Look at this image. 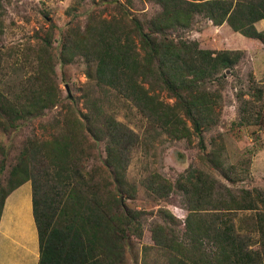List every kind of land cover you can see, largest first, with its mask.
<instances>
[{"label":"trees","instance_id":"obj_1","mask_svg":"<svg viewBox=\"0 0 264 264\" xmlns=\"http://www.w3.org/2000/svg\"><path fill=\"white\" fill-rule=\"evenodd\" d=\"M5 1L9 0H0V46ZM91 1L103 10L90 12L84 25L69 24L61 42V62L82 57L89 66L88 78L132 102L150 125L182 139L191 137V121L203 142V129L219 120L220 87L226 86L245 51L202 48L185 31L203 16L264 43V30L256 26L264 20V0ZM145 1L159 6L148 19L133 11ZM109 8L119 14L108 16L104 12ZM54 27L51 23L35 53L30 78L35 87L0 92V115L8 117L7 126L42 115L61 100L52 53ZM256 90L253 99L262 98L264 91ZM162 93L174 102H167ZM239 98L242 118L250 122L247 112L254 102ZM64 115L58 133L27 139L7 186L0 188L1 219L8 195L32 182L39 264H124L126 244L133 236L150 237L154 245L171 252L175 264H264V190H233L196 169L176 182L155 172L144 180L146 188L160 198L181 193L187 214L180 220L159 208L160 220L146 227L145 219L154 211L133 209L126 202L137 193L127 179L137 133L93 99L88 111L67 106ZM220 162L216 169L230 179ZM241 212H253L258 245L239 226Z\"/></svg>","mask_w":264,"mask_h":264},{"label":"rangeland","instance_id":"obj_2","mask_svg":"<svg viewBox=\"0 0 264 264\" xmlns=\"http://www.w3.org/2000/svg\"><path fill=\"white\" fill-rule=\"evenodd\" d=\"M100 10H103L101 4L91 0L81 4L77 0L5 1V29L0 46V92L35 87L30 81L34 74L35 53L53 23L52 53L61 100L54 108L46 109L44 114L21 119L9 126L4 123L9 120L8 117L0 115V188L7 186L10 170L28 138H50L54 132H59L57 124L64 118L67 106H76L86 112L90 99H93L104 111L114 115L139 136L127 168V179L137 188V193L135 198L126 199V202L133 209L154 211L153 215L146 217V227L160 220L159 208L170 210L180 220L185 219L187 214L181 193L173 191L169 197L160 198L146 188L144 180L155 172L176 182L190 169H196L218 178L233 190H264V94L262 98L253 99L256 88L264 91V43L234 31L228 23L215 25L212 20L197 16L192 29L185 31L186 37L198 40L200 46L206 49L244 50L245 57L234 73L228 74L226 86L220 87L219 120L203 129V142L195 134L191 121H188L193 132L191 137L178 139L161 127L150 125L132 102L113 89L89 79V66L82 57L67 64L61 62V42L69 24L79 21L84 25L90 12L100 13ZM158 10V5L145 1L137 3V9L133 11L138 17L148 19ZM104 13L108 16L119 14L111 8L109 11L105 9ZM256 26L260 31L264 30V20L257 22ZM240 96L243 100L252 98L254 102L247 112L249 119L252 116L250 122L242 118L241 112H244ZM162 97L167 102H174L167 93H162ZM100 149L104 151L103 144ZM218 160L220 165L228 168L230 179L216 169ZM253 219V212H241L238 224L244 232L253 236L258 245L261 238L252 224ZM124 264L175 262L171 252L154 245L150 237L133 236L126 244Z\"/></svg>","mask_w":264,"mask_h":264},{"label":"crops","instance_id":"obj_3","mask_svg":"<svg viewBox=\"0 0 264 264\" xmlns=\"http://www.w3.org/2000/svg\"><path fill=\"white\" fill-rule=\"evenodd\" d=\"M39 261L32 182L27 181L5 201L0 219V264H39Z\"/></svg>","mask_w":264,"mask_h":264},{"label":"water","instance_id":"obj_4","mask_svg":"<svg viewBox=\"0 0 264 264\" xmlns=\"http://www.w3.org/2000/svg\"><path fill=\"white\" fill-rule=\"evenodd\" d=\"M124 199V198H123Z\"/></svg>","mask_w":264,"mask_h":264}]
</instances>
